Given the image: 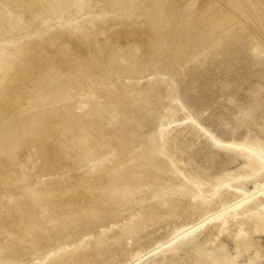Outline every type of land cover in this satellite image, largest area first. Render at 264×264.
<instances>
[{"label":"rangeland","instance_id":"obj_1","mask_svg":"<svg viewBox=\"0 0 264 264\" xmlns=\"http://www.w3.org/2000/svg\"><path fill=\"white\" fill-rule=\"evenodd\" d=\"M5 1L0 0V45L34 35L48 39L61 27L96 17L100 38L82 35L86 42L79 46L61 38L60 50L69 62L55 74L61 82L70 78L77 88L80 85L73 77L100 83L95 87L96 108L80 112L101 142L108 141L101 135L103 123L115 141L109 148L68 151L66 146L77 139L70 135L66 142L55 140L54 146L67 155L73 168L83 163L84 153L93 163L113 153L117 159L127 153L135 163L123 173H132L138 180L127 181L126 187L141 194L145 203L125 196L109 200L120 188L114 179L90 185L81 178L47 177L41 172L43 159L37 147L26 146L20 158L0 162V264L39 263L41 256L82 239L90 240L89 246L76 260L60 264H264V226L255 219L264 204V169L252 175L245 156L249 152L243 149L264 150V35L253 42L255 29L248 25V19L255 22L256 14L264 18V4L223 0L225 8L232 9L230 15L242 20L228 25V30L213 27L208 32L197 7L186 0L176 12L181 22L156 25L144 41L119 36L118 26L111 25L117 21L152 29L155 14L139 10L140 0L117 4L79 0L68 6L56 2L53 18L26 22L29 29L11 38L2 34L23 7L18 1L10 5ZM145 17L149 21H143ZM245 25L250 29L245 30ZM6 47L1 48H13ZM87 47L93 49L84 52ZM56 62V57L51 58L49 64ZM162 125L171 138L166 152ZM225 143L241 147L231 149ZM137 159L142 161L140 169H136ZM173 159L203 186L180 176ZM180 187L187 193L175 192ZM229 191L224 199L218 196ZM191 192L197 193L196 201ZM201 194L210 196L205 204ZM164 197L173 205L163 203ZM246 206L250 211L244 210ZM178 230V238L170 242ZM135 255L141 256L133 259Z\"/></svg>","mask_w":264,"mask_h":264},{"label":"bare ground","instance_id":"obj_2","mask_svg":"<svg viewBox=\"0 0 264 264\" xmlns=\"http://www.w3.org/2000/svg\"><path fill=\"white\" fill-rule=\"evenodd\" d=\"M4 1L5 0H3V2ZM14 1H18V4H21L23 12L15 19H12L8 28L2 34L4 35V38L5 36H9L11 38L12 35L25 32L30 26L25 25L27 23H34L40 18L52 17L56 2L64 6L79 3V0H6L5 2H8L9 4L7 3V5H10V3ZM113 1L114 4H117V2L122 0ZM252 1L254 0L250 1V5ZM258 2L264 4L263 0H258ZM192 3V7H197L199 18L204 21V30L208 32H210V28L213 29V27L217 30H228V25H232L237 19L242 20V17L239 18L240 16L234 17L230 15V13H232V9H226L223 0L221 2L212 0H192ZM186 4V0H140V5H138L139 10L152 11L155 14L154 19L150 21L153 26L152 29L150 27H141L137 25V23H132V26L128 27V25L124 26L125 23L121 24L122 22L120 23L117 21H113L111 25L118 26L119 36L128 35L130 38L138 37L146 40L147 36L151 34L156 25H160L164 21L171 23L181 22L182 18L177 16L176 12L180 11V8ZM225 4L228 6L226 2ZM251 7L254 8L253 6ZM245 14L244 17L246 16V18H248L247 13ZM256 15L255 20L252 15L255 22L251 21L252 19H248V25L252 28L254 27L255 29V32L253 33V42L258 41L257 36L261 34L264 35V18L262 16H258V14ZM95 19L96 17L91 16L89 18L90 22L76 23L61 28L58 27L59 29L54 33H49L50 38L48 39L47 37L43 39L42 36L34 35L22 38L17 42L9 40L8 42L3 43V45H0V53L3 51V55L0 57V162L4 163L6 159L12 160L14 158H20L26 146H36L43 159V165L41 168L43 175L47 177L50 175H57L58 178L57 176L55 177L62 180H65V178H81L90 185L114 179L117 182L116 185H120V188L114 198L108 197L109 200H117L118 196H125L126 198H130L132 201H138L139 204H144L145 202L141 198V194L131 191L129 187H126L127 181L133 183L138 180L137 177L132 175V173L126 172L129 166L135 163V160L132 161L127 158V153L122 151L123 153H120L118 159L114 157L113 153L96 163H93L92 159H89L90 156L84 153L81 157V159H83V163L80 166L73 168L70 166L69 160L67 162V155L63 154L61 150L54 146L55 140L61 141L62 139H65L66 142L70 135L77 137V139L75 140L74 138V141H71V146H66V150L68 151H74V149L80 148L82 149V147H84V150L85 148L86 150L90 148L92 149V146H96L97 150L98 148H109L111 147V141L112 143L115 141L113 133L109 130L106 124L104 125L103 123V126L100 128L102 132L101 135H104V138L108 140V143L101 142L94 135L95 128L93 129V125L84 120L83 114L81 113L84 110L86 111L96 108L95 100L99 95L95 87L100 83L93 81L92 79V82H90V79L89 81H86L80 80L78 77H73L75 78L77 84L80 85V87L77 88L74 86L70 78L65 82H61L55 74L64 63L69 62L68 59L61 53V38L72 39L76 46H79V43L86 42V40L82 38V35L89 34L92 37L95 36L100 38V33L98 32L99 24H95ZM147 20L149 21L148 18H143V21ZM241 22L244 23V21ZM249 26H246L245 30L250 29ZM232 30L234 31L235 27H232ZM259 45L254 46V54L259 51ZM3 46L13 48L11 51L9 48L8 51L6 49H2L1 47ZM92 49V47H87L83 50L86 52ZM94 49V51H96V48ZM4 51H7L8 53ZM55 57L58 62L55 64H53L54 62L49 64L51 58ZM147 58L149 59V57ZM42 71H46V75H41ZM62 71L60 72V75ZM78 96H81V100L76 101V97ZM77 106L80 107L77 108ZM261 110L264 111L263 106H261ZM166 128V125L161 126L163 150L165 152L169 149L171 143L170 133L166 130ZM214 142L215 144L223 143L222 141L217 140H214ZM225 145L231 149L234 147H241L234 143H225ZM251 145L255 146V144ZM63 146L65 147L64 144ZM16 148L19 149L14 151ZM243 149L249 152V154L244 155L247 157L249 162L248 167L251 168L252 175H258V171L264 169V150L257 151L248 146L243 147ZM91 152V157H94L95 153H93V151ZM136 164V169H140L142 165L141 159H137ZM173 164L177 166L180 176L189 180L193 185H196V187L201 188V186H203V184L199 183L194 176L186 175L181 163L177 160L173 159ZM125 169L126 173H123ZM157 170L160 172L158 174L161 175L164 168L161 166L158 167ZM157 178L155 179L156 181L159 180ZM157 182H161V180ZM165 185L168 187L170 183H166ZM257 189L258 186L256 187V190ZM163 191L165 192V189H163ZM231 191L234 193L238 192V190L233 188ZM175 192L181 194L187 193V191L181 187L175 188ZM95 193L99 194L100 191L95 190ZM229 193L230 191L225 194L220 193L218 196L224 199ZM88 194H91L90 190L88 191ZM107 194L106 190L104 198L107 197ZM162 194L163 192L156 194L155 197L160 195L162 196ZM190 194L193 195V199L196 201L198 198L197 193L191 192ZM201 195L203 197L201 202L205 204L210 196L208 194ZM261 199L264 200V191L261 193ZM162 202L168 203V205H173V201H171L169 197H164ZM244 210L250 211L247 206ZM238 217L239 216L236 218L237 220L239 219ZM255 219L257 220L259 226H264V204L260 209H258ZM178 234L179 230L170 242H174V240L178 238ZM89 242L90 240L86 242V240L82 239L78 243L58 249V251H51L48 255L41 256L38 260L39 263L34 262V264H60L76 260L79 255H81V251L89 246ZM138 256L141 255H135L133 259ZM209 258V256L206 258V263L209 261Z\"/></svg>","mask_w":264,"mask_h":264}]
</instances>
